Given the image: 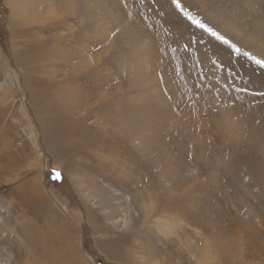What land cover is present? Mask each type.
Wrapping results in <instances>:
<instances>
[{
  "label": "rangeland",
  "instance_id": "obj_1",
  "mask_svg": "<svg viewBox=\"0 0 264 264\" xmlns=\"http://www.w3.org/2000/svg\"><path fill=\"white\" fill-rule=\"evenodd\" d=\"M20 2L0 264H264V0Z\"/></svg>",
  "mask_w": 264,
  "mask_h": 264
},
{
  "label": "bare ground",
  "instance_id": "obj_2",
  "mask_svg": "<svg viewBox=\"0 0 264 264\" xmlns=\"http://www.w3.org/2000/svg\"><path fill=\"white\" fill-rule=\"evenodd\" d=\"M18 1H22V2H20V9H27L29 12H31V11H33V10H35L36 9V7H38L39 6V4H41V5H45L46 4V2H44L45 0H35L34 2H35V6H33V7H31L30 5H29V3H30V1L29 0H18ZM23 1H25V3L23 2ZM80 1V0H79ZM84 1V0H83ZM38 3V4H37ZM81 4V3H80ZM29 5V6H28ZM12 6V5H11ZM14 7L17 9L18 8V5L15 3L14 4ZM19 10V9H18ZM12 11H14V10H12ZM27 12V11H26ZM39 13V12H38ZM15 14V13H14ZM23 13H21V15H22ZM22 17V16H21ZM38 17V16H37ZM29 18V17H28ZM50 18V17H49ZM44 19V18H43ZM46 19V18H45ZM43 21V20H42ZM44 22V21H43ZM40 23H42V22H40ZM130 31V30H129ZM124 32V31H123ZM131 32H132V30H131ZM125 34V33H124ZM153 77V76H152ZM132 86H135V85H140V83H141V81L140 80H138V79H130L129 81H128ZM136 83H139V84H136ZM118 88V87H117ZM101 91V90H100ZM109 95V94H108ZM120 95V94H119ZM105 98V97H104ZM116 99V98H115ZM130 102H132V101H130ZM169 113V112H168ZM137 117V116H136ZM140 118H141V116H140ZM181 118V117H180ZM136 119V118H135ZM182 119V118H181ZM141 121V120H140ZM144 123V122H143ZM142 123V124H143ZM119 124V123H118ZM138 126V125H137ZM140 126V125H139ZM141 128V127H140ZM79 149H80V147H79ZM117 170V169H116ZM157 219V218H156ZM161 225V224H160ZM161 232V231H160ZM207 255V252H206V254L204 253L203 254V258H202V260H201V264H210L209 263V260H208V255Z\"/></svg>",
  "mask_w": 264,
  "mask_h": 264
},
{
  "label": "snow or ice",
  "instance_id": "obj_3",
  "mask_svg": "<svg viewBox=\"0 0 264 264\" xmlns=\"http://www.w3.org/2000/svg\"><path fill=\"white\" fill-rule=\"evenodd\" d=\"M173 2L175 3L176 2V0H173ZM178 8L180 7V5L177 3V5H176ZM194 23H197V25L199 26V27H201V28H203L204 27V25H202V24H199V22L198 21H193ZM208 31H210V30H208ZM213 36H216V33H214V32H212L211 33ZM217 39H222V37H219V36H217ZM224 43H228L227 41H224ZM237 51H239L238 49H237ZM246 55H247V53H246ZM252 59H255L254 57H252ZM255 62L258 64V65H260L261 67H264V60H255ZM55 176H56V178L57 179H59L60 178V173H55Z\"/></svg>",
  "mask_w": 264,
  "mask_h": 264
}]
</instances>
